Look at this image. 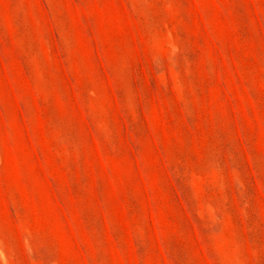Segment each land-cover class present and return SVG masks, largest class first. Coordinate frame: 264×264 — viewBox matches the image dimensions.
Here are the masks:
<instances>
[{
    "label": "rangeland",
    "instance_id": "obj_1",
    "mask_svg": "<svg viewBox=\"0 0 264 264\" xmlns=\"http://www.w3.org/2000/svg\"><path fill=\"white\" fill-rule=\"evenodd\" d=\"M0 264H264V0H0Z\"/></svg>",
    "mask_w": 264,
    "mask_h": 264
}]
</instances>
